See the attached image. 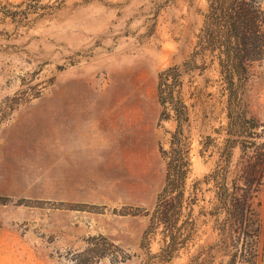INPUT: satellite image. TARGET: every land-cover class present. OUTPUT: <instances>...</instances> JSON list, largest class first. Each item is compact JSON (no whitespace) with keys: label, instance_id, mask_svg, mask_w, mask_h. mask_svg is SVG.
Returning <instances> with one entry per match:
<instances>
[{"label":"rangeland","instance_id":"374dc122","mask_svg":"<svg viewBox=\"0 0 264 264\" xmlns=\"http://www.w3.org/2000/svg\"><path fill=\"white\" fill-rule=\"evenodd\" d=\"M208 6L0 0V264H264V177L258 240L222 251L217 210L225 168L232 186L243 149H264V60L239 92L240 128L208 55L176 88L189 106L191 164L183 246L161 255L168 237L154 214L177 121L158 81L192 57Z\"/></svg>","mask_w":264,"mask_h":264},{"label":"trees","instance_id":"16d2710c","mask_svg":"<svg viewBox=\"0 0 264 264\" xmlns=\"http://www.w3.org/2000/svg\"><path fill=\"white\" fill-rule=\"evenodd\" d=\"M195 49L189 60L163 70L158 81L160 102L164 107L173 109L177 121L170 150L167 152L169 160L166 184L154 214V220L164 225L165 237H168L166 247L161 252L164 260L171 259L174 252L183 246V241H180L182 227L178 226V222L191 164L188 156L190 149L185 148L186 143L183 141L185 127L190 126L189 106L181 97L180 91L176 94V88L183 85L182 78L185 75L206 68L204 63L197 64L199 59L204 62V56L208 55L212 61L218 60L226 89L230 93L229 114L231 117L235 115V124L243 128L246 110L238 97L252 65L264 60V0H209ZM236 77L238 82L234 80ZM233 105L238 107L236 114ZM245 150L243 149L244 153L240 157L232 186L227 181L228 166L218 183L220 192L217 210L225 213L224 219L219 223L221 250L224 252L229 250L230 239L240 242L248 236L255 240L259 238L256 198L264 177V149L257 148L251 154ZM212 176L217 177L218 171Z\"/></svg>","mask_w":264,"mask_h":264}]
</instances>
